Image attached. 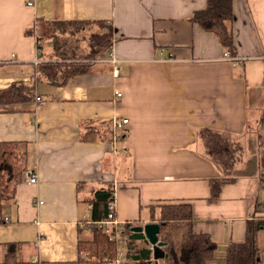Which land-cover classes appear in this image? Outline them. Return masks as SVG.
I'll return each mask as SVG.
<instances>
[{"label": "crops", "instance_id": "0c3cea01", "mask_svg": "<svg viewBox=\"0 0 264 264\" xmlns=\"http://www.w3.org/2000/svg\"><path fill=\"white\" fill-rule=\"evenodd\" d=\"M208 2L0 0V89L35 81L39 64L57 58L53 38L38 48L39 21L113 26L111 47L88 72L64 85L37 79L33 100L0 112V142H27L28 168L39 177L29 184L24 173L12 199L0 195V215L9 217L0 222V264H77L79 237L91 236L84 197L107 181L115 185L120 229L126 221L151 222V205L191 203L195 230L217 244L210 264H224L229 245L246 239L248 223L264 218V0H232L242 62L226 59L219 36L194 20ZM114 118L128 119L121 128L128 133L112 141V131H121ZM203 127L244 147L235 180L217 199L210 181L223 172L199 138ZM258 242L264 264V228Z\"/></svg>", "mask_w": 264, "mask_h": 264}, {"label": "trees", "instance_id": "16d2710c", "mask_svg": "<svg viewBox=\"0 0 264 264\" xmlns=\"http://www.w3.org/2000/svg\"><path fill=\"white\" fill-rule=\"evenodd\" d=\"M234 19L232 0H209L204 10L194 15V20L209 31L215 32L224 47L232 54H237L231 23ZM56 27L65 26L63 33L78 35V31L86 28L90 21H46ZM108 26L106 31L92 32L88 38V50L78 52L79 45H73L72 40L61 41L53 35L57 58L39 64L37 79H47L56 85H64L76 75L88 72L92 61L102 57L111 47L113 26L105 21L97 22ZM103 29V28H102ZM38 37V48L42 50V36ZM77 42V41H76ZM80 53V55L78 54ZM32 82L12 83L0 89V112L14 110L22 103L29 102L35 96L36 80ZM264 122V108L259 118L258 126ZM264 125V124H263ZM127 130L118 132L120 139L127 136ZM209 157L219 165L222 177L210 181L211 198L219 197L222 185L234 181V169L243 158L244 147L241 142L231 139L223 133L210 127L198 131ZM114 131L111 137H114ZM260 161L264 165V135L258 134ZM28 145L25 141L0 142V195L1 200L12 199L17 184L28 169ZM85 183L78 184L80 190ZM89 205V217L85 223L91 232L89 238L79 237L77 264H157L153 258V249L142 232L134 231V227L142 225L141 221H126L121 228L124 242V257H119L117 241L100 226V222L108 219L110 205L116 198L113 181L103 182L93 187L86 196ZM151 222L160 224L159 237L164 242L166 255L162 260L166 264H210L215 259L216 242L208 232L195 230V217L191 203L171 202L151 205ZM159 208L158 215L156 209ZM0 222H5L0 220ZM264 228V218L248 223L247 236L244 241L232 242L225 256L224 264H262L261 249L258 242L259 231ZM140 239V242L137 240Z\"/></svg>", "mask_w": 264, "mask_h": 264}, {"label": "built area", "instance_id": "2783aa9c", "mask_svg": "<svg viewBox=\"0 0 264 264\" xmlns=\"http://www.w3.org/2000/svg\"><path fill=\"white\" fill-rule=\"evenodd\" d=\"M25 1L27 2L28 5H31V6H33L35 4V0H25ZM224 57L226 59H229V60H232L235 62H242L244 60V58L242 56H240L238 54L234 55V54L230 53L229 51L225 52ZM114 74H115V76H119V69L116 67L114 69ZM116 93H117L118 97L122 96V91L117 90ZM36 101L40 104L44 103V99L40 95L36 96ZM126 122H128L127 118H124V119L114 118L112 120V127L114 130L121 129L123 127V124ZM118 132H120V130L115 133L114 137L111 139L112 141L120 139L118 134H117ZM25 179L29 184H36L39 180V177H38L37 172L33 168H28L25 172ZM110 209H111V211H110V214L108 216V219L100 222L99 224H100V226H102L104 228V231L110 235L111 239L117 241V247L119 250V257L116 261L119 262V261H121V259H123L125 251H124L123 235H122L121 229L119 227L120 222L118 221V219L116 217L115 200L111 203ZM0 220H4L6 222L9 220V217L0 215Z\"/></svg>", "mask_w": 264, "mask_h": 264}, {"label": "rangeland", "instance_id": "374dc122", "mask_svg": "<svg viewBox=\"0 0 264 264\" xmlns=\"http://www.w3.org/2000/svg\"><path fill=\"white\" fill-rule=\"evenodd\" d=\"M65 26L63 25L60 26V27H56L54 26L53 24H49L48 22L46 21H39L37 23V26H36V30H37V34L39 36H42L43 38L45 37H52L53 35L55 36L56 39H59L62 43V41H64V39H68V40H72V44L73 45H79V49H78V52L79 51H82V50H88L89 47H88V43H89V40L87 37H89L92 33L93 30L95 29H98L99 31H107L108 30V27L105 25V26H101L99 25L98 23H88L86 25V28L84 29H80L78 31V35L75 34V35H71L69 33H63L65 32L64 31V28ZM100 27H103V29H101ZM77 41V42H76ZM80 55V53H78ZM264 124V122H263ZM260 125L259 129L261 131V133L264 135V125ZM250 151H253V140L251 139L250 141Z\"/></svg>", "mask_w": 264, "mask_h": 264}, {"label": "water", "instance_id": "95a60500", "mask_svg": "<svg viewBox=\"0 0 264 264\" xmlns=\"http://www.w3.org/2000/svg\"><path fill=\"white\" fill-rule=\"evenodd\" d=\"M134 231L143 232L150 244L153 246L154 258L159 260L165 257L166 252L163 248L164 242L160 240V224L157 222H148L144 225H137Z\"/></svg>", "mask_w": 264, "mask_h": 264}]
</instances>
